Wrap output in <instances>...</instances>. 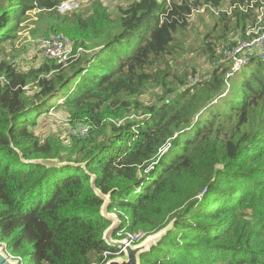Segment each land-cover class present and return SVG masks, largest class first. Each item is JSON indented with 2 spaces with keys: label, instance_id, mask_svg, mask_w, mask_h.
Listing matches in <instances>:
<instances>
[{
  "label": "trees",
  "instance_id": "1",
  "mask_svg": "<svg viewBox=\"0 0 264 264\" xmlns=\"http://www.w3.org/2000/svg\"><path fill=\"white\" fill-rule=\"evenodd\" d=\"M62 1L0 0V246L20 264H105L121 255L102 240L110 223L94 176L121 223L114 239L146 238L172 223L139 264H264V60L247 56L233 71L234 45L223 41L228 29L240 41L253 36L260 6L245 7L256 0L170 8L132 0L114 16L99 2L85 15L60 14ZM202 5L245 10L222 14L223 38L203 41L212 67L198 78L173 63L176 34ZM25 22L32 36L44 24L64 35L66 62L39 56L17 65ZM148 92L153 101H141ZM50 110L86 136L65 143L37 134Z\"/></svg>",
  "mask_w": 264,
  "mask_h": 264
},
{
  "label": "rangeland",
  "instance_id": "2",
  "mask_svg": "<svg viewBox=\"0 0 264 264\" xmlns=\"http://www.w3.org/2000/svg\"><path fill=\"white\" fill-rule=\"evenodd\" d=\"M94 2L101 3V5L107 8L109 13L114 16L117 14L118 9H125L132 2V0H63L58 8V12L60 14H65L75 11L85 15L89 12L91 5ZM63 3H72L74 5H72L69 10L61 11L60 7ZM259 5L262 6V8L254 13L257 16L256 21L261 22L259 23V25H262L264 23V0H260ZM235 11L236 10L233 8H227L226 5H223L218 9H210L203 6L202 8L195 10L193 16L188 21L187 28L176 34L177 42L175 43V45L177 46V48L175 49V51L179 53V55L174 58L176 64L172 62L174 65V71H177L181 75L183 71H191L194 72L198 78L206 76L211 71L212 66L209 64L207 55H205L202 51L203 41L206 39L214 40L215 37H222L224 31L223 22H221L220 20L221 15L224 14L223 16L228 17L231 16ZM36 13V11H33L29 14L31 20L37 21ZM33 27V25L25 22V28L27 29L20 32L18 34V39L14 42L15 53L13 55L16 57L15 62L17 63V65H19L20 62L22 66H26L28 59L30 64H37L36 59L39 56H42L39 51L40 42L43 39L49 38L53 35H62L61 33L57 32H47L46 25L44 24L36 28L37 35L32 36L33 34H35V32H31V35L29 34V30ZM259 30L262 31V27ZM227 33H231V35H228L229 37L226 40L222 37L223 41H229L231 44H238L240 42V38L238 36L239 32H237L235 35H232V31L228 29ZM61 41L64 44L62 56H69L70 52L68 51L69 49H72L71 43L64 35H62ZM217 46H219V48H216L218 50L216 52V55H222V57L224 58L225 53L223 52V49L225 47L223 46L226 45L219 44ZM11 52L12 51H10V53ZM247 68L248 67L244 68L243 70ZM140 100L147 101V103L153 101L150 92H148ZM52 103H61V101L59 99H55L52 101ZM85 128V126H78L76 129L71 128L65 121L64 116H62L57 111L50 110L47 116L38 118V126H36L35 130L37 134L44 136L48 134H55L65 143H68L70 135L78 133L81 136L83 134L82 129ZM81 137H83V135ZM128 236L131 235H127V239ZM130 244H136V242ZM118 252L121 253L120 251Z\"/></svg>",
  "mask_w": 264,
  "mask_h": 264
},
{
  "label": "water",
  "instance_id": "3",
  "mask_svg": "<svg viewBox=\"0 0 264 264\" xmlns=\"http://www.w3.org/2000/svg\"><path fill=\"white\" fill-rule=\"evenodd\" d=\"M35 164L44 165L51 168L62 167L64 165H72L67 163H60L58 160H38ZM75 167L83 168L84 164L73 165ZM91 188L96 196L102 200V206L100 207L99 214L102 218L110 223V226L104 231L102 240L110 247L120 250L121 255L108 260L105 264H139L140 255L149 251L153 246H156L158 241L163 235L171 228V224L164 229L147 236L141 242L136 245H130L128 239L123 238L119 240L113 239L116 230L120 227V221L115 214H110L108 206L110 203V196L103 195L95 186V177L91 176L90 180ZM0 264H20L19 259H12L5 250V247L0 246Z\"/></svg>",
  "mask_w": 264,
  "mask_h": 264
},
{
  "label": "built area",
  "instance_id": "4",
  "mask_svg": "<svg viewBox=\"0 0 264 264\" xmlns=\"http://www.w3.org/2000/svg\"><path fill=\"white\" fill-rule=\"evenodd\" d=\"M178 1H180V0H178ZM187 1H191V0H187ZM172 4H177V1L176 0H165L166 7L170 8ZM257 4H259L258 0L252 1L249 3V5H247L245 7V9L246 10L252 9ZM72 5H74V4L63 3L60 7V10L61 11L69 10ZM203 6L210 8V9H213L212 7H210L208 5H202V6H199L198 8H196L195 10L200 9ZM227 8H230V9L237 8L239 10H245L242 7H237V6H231V7H227ZM261 8H262V6H260L256 10H254V12L259 11ZM195 10H193V14H194ZM193 14L191 15V17L193 16ZM259 23H261V22H256V25H258ZM261 27L263 29L262 31L259 30ZM246 34L251 35V36L253 35V36L249 40H241L238 44H233L234 48L232 49V52L230 55V59L233 61V71L238 70L242 64L247 63V61H248L247 56L255 55L258 59L264 60V25L263 26L258 25V27L255 28V31L248 29ZM61 39H62V35H53L49 38L43 39L40 42V50H39L40 54L45 58L55 60L56 63H58V64L59 63H62V64L65 63L68 55L66 57L62 56V51L64 50V44L61 41ZM70 51H71V49H69L68 52H70ZM224 53H225V56H227L229 51L224 52ZM237 55H242V58H238ZM82 132H83V134H82L83 137H85V135L87 133V128L82 129ZM144 237H145V234L137 233L133 236H128V240L130 243H134V242L141 240ZM126 239H127V236H126Z\"/></svg>",
  "mask_w": 264,
  "mask_h": 264
},
{
  "label": "bare ground",
  "instance_id": "5",
  "mask_svg": "<svg viewBox=\"0 0 264 264\" xmlns=\"http://www.w3.org/2000/svg\"><path fill=\"white\" fill-rule=\"evenodd\" d=\"M113 239H114V237H113ZM145 239V238H144ZM116 240V239H115ZM143 239H141L140 241H137L136 242V244H138L139 242H141ZM129 243V242H128ZM130 244V243H129ZM136 244H130V245H136ZM4 247V246H3ZM116 249V248H115ZM118 250V249H117ZM118 251H120V250H118ZM121 252V251H120ZM122 253V252H121Z\"/></svg>",
  "mask_w": 264,
  "mask_h": 264
}]
</instances>
